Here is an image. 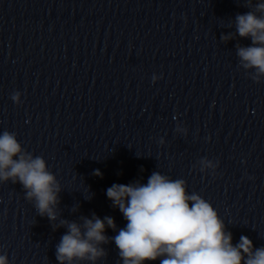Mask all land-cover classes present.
Returning a JSON list of instances; mask_svg holds the SVG:
<instances>
[{
    "label": "clouds",
    "instance_id": "9594fccd",
    "mask_svg": "<svg viewBox=\"0 0 264 264\" xmlns=\"http://www.w3.org/2000/svg\"><path fill=\"white\" fill-rule=\"evenodd\" d=\"M246 6H251V0H246ZM235 21L238 35L251 38L250 46L237 49L241 66L254 68L252 78L259 83L264 76V2L257 3L254 11L238 14ZM11 99L20 103V93H14ZM200 163L201 171L213 166L207 159ZM94 174L102 175L99 170ZM8 181L22 186L25 198L34 201L41 217L57 220L54 209L61 187L56 176L47 170L43 157L25 151L15 133L4 131L0 134V182ZM185 185L183 179L172 180L153 172L146 184H113L107 189V197L127 221L112 238L122 264L157 259L160 264H264V247L254 250L246 236L233 246L232 234L225 232L214 207L200 195L188 194ZM60 225L68 231L56 249L59 264H71L74 259L95 264L107 255L100 247L109 242L104 234L106 225L116 229L112 217L102 220L95 214L92 219L84 217L82 224L61 220ZM0 264H9L7 255L0 254Z\"/></svg>",
    "mask_w": 264,
    "mask_h": 264
}]
</instances>
